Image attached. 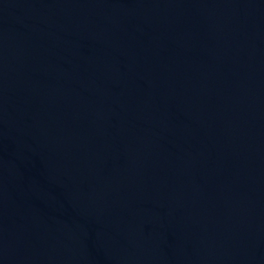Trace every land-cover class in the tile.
<instances>
[{
  "label": "water",
  "instance_id": "obj_1",
  "mask_svg": "<svg viewBox=\"0 0 264 264\" xmlns=\"http://www.w3.org/2000/svg\"><path fill=\"white\" fill-rule=\"evenodd\" d=\"M0 264H264V0H0Z\"/></svg>",
  "mask_w": 264,
  "mask_h": 264
}]
</instances>
